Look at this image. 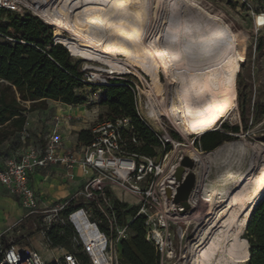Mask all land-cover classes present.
I'll list each match as a JSON object with an SVG mask.
<instances>
[{"label":"bare ground","instance_id":"obj_1","mask_svg":"<svg viewBox=\"0 0 264 264\" xmlns=\"http://www.w3.org/2000/svg\"><path fill=\"white\" fill-rule=\"evenodd\" d=\"M16 1L45 19H53L54 41L66 46L75 42L64 31L71 35L77 31L90 33L87 23L98 19L107 18L111 25L134 34L140 52L167 80V85L154 82L146 91L151 104L146 116L149 123L158 126L151 118L165 110L185 137H199L213 131L228 116L239 115L235 82L243 58L238 48L239 34L222 12L210 10L200 0ZM73 23H79L82 29ZM123 70L118 66L110 68L109 73L121 74ZM229 108L232 110L228 114ZM194 158L197 185L192 199L202 187V196L208 191L227 195V200L202 224L197 240L189 246L190 256L183 257L184 263L247 264L251 254L242 234L252 210L264 196V143L243 137L208 152L206 161ZM212 168L216 169L215 186L207 189L204 183ZM168 213L180 219L179 213ZM80 222L89 230L83 219Z\"/></svg>","mask_w":264,"mask_h":264},{"label":"rangeland","instance_id":"obj_2","mask_svg":"<svg viewBox=\"0 0 264 264\" xmlns=\"http://www.w3.org/2000/svg\"><path fill=\"white\" fill-rule=\"evenodd\" d=\"M200 1L201 3L203 2V4L210 10L219 13L222 12L225 21L236 33L239 34L238 48L243 56L235 75L238 100L237 112L239 114V119L238 116H228L227 119L222 120L213 131H222V125L239 126V134L228 133L232 137V141L241 140V138L245 137L254 142L264 143V120L254 123L252 122V119H250L249 129L247 131L243 130L239 102L240 85L238 80V76L242 74L244 75L246 70L250 67L252 71V81L250 82L253 91L252 100L261 99V101L264 102V54L257 55L255 52L256 44L261 38L264 39V28L259 27V23L263 22L260 15L264 12V3L261 0ZM21 5L25 8V10H23L21 6H18V10L21 12L24 11L23 15H35V17H39L43 22L50 25L51 36H47L46 41L53 42L55 32L53 19H45L41 15H38L31 9L27 8L25 5ZM13 13L20 15L17 12ZM136 13L139 16L141 15L140 12ZM91 23H97L96 25L102 27L106 34H97L92 31L90 28ZM73 24L78 29H82L79 23ZM87 26L91 31L90 33L77 31L75 35H71L68 31L63 32L65 36L74 40V45L66 46L65 43H60L69 50L73 56L74 62H80L82 69H87L88 75L94 73L100 78L113 79L118 82L131 83L134 85L140 113L143 117H146L151 110L150 99L146 94V91L150 90V87L154 82L159 83L162 81L164 85H167L165 75L162 71L160 72L158 68L152 65L148 58L140 52V47L134 34L126 32V30L116 25H111L109 19L107 18L94 20L87 23ZM118 66L124 68V70L121 71V74L109 73L110 68ZM76 93L86 97V105L76 107L71 106L72 108L70 109L66 104L48 100L46 105L29 113L27 128L30 131L31 138L26 142V144L22 145L18 152L15 153L14 151H7L5 148H0V163L2 162V158L11 157L14 154H23L29 147H41L44 144L45 137L49 132L46 126H40V119H51L58 113H60L61 116H63V113L65 112H69L73 115V118L69 120V124L73 125L75 128L72 130L66 129L67 133L70 132L67 138V146L70 147L69 150L74 149L80 151L81 148L79 145L76 148L72 145L78 141L77 133L83 129L93 130L99 125L108 123L109 121L107 119V108L100 105L104 96L103 90H100L98 86L95 85L86 86L85 88L78 90ZM155 98L157 105L163 110V104L160 103L157 97ZM231 110L232 108L228 109V114ZM164 111L165 110H163V114L161 116L155 115L154 118L164 125L167 132L172 134L175 140L183 143L175 149L174 155L178 157L182 153H191L200 157L203 161H206L207 152L201 150L198 146L193 145V141L200 139L201 136L185 137L175 125L171 116ZM100 115H102L103 118H100ZM64 117L66 119V116ZM65 119L61 120L62 125L68 123ZM151 125L159 128V126L154 124ZM63 130L65 131V127ZM82 174L86 176L83 172ZM215 179L216 169L212 168L208 179H206L207 181H205L206 183H204V188L208 189L210 187H214ZM58 181L59 184L56 192H52V186L47 188V196L51 200L45 205H41L42 209L50 210L67 201L74 200L76 204H82V207L87 211L91 220L95 219L96 210L92 205V201L87 197L85 192V185L88 178L78 179L67 183L62 182L60 179ZM55 183L56 182H54V184ZM107 189L110 191L113 198L117 199V195L120 193L119 190H115V192H113L109 185L107 186ZM4 191L5 196H9L14 199L7 189ZM255 196L256 195L254 194L252 199H254ZM226 200L227 195H212L211 192L208 191L205 192V196H202L201 187L199 195L190 201L191 209L185 214L180 212L182 209L181 206H177L175 204L172 206V213H179L180 219H174L170 216V214H168L169 218H166L167 225L165 228H162L163 236L165 240L168 241L163 256V264H185V259H183V257L187 255L190 256L189 246L197 240L196 238H198V233L202 229V224H204V222L211 217L215 210L223 206ZM251 201L252 200L248 201L247 204H250ZM19 206L22 208L21 204H19ZM25 214L26 212L24 211V216ZM24 216L17 227L13 228L11 231L7 232L5 236H3L2 240L4 245L11 246L20 243H27L33 249H44L46 244L41 234L43 227L41 216H32L28 222H26L28 218L25 219ZM15 219L18 220L17 218ZM6 224L10 225L11 222L9 223L6 221ZM10 227L8 226L5 231H7ZM244 232L242 234L243 237L245 234ZM58 254L59 253L56 251L52 252V258L56 257Z\"/></svg>","mask_w":264,"mask_h":264},{"label":"built area","instance_id":"obj_3","mask_svg":"<svg viewBox=\"0 0 264 264\" xmlns=\"http://www.w3.org/2000/svg\"><path fill=\"white\" fill-rule=\"evenodd\" d=\"M261 1L264 3V0ZM18 6L25 10L16 0H0V8L23 16L24 11H19ZM260 17L263 22L259 23V27L264 28V12ZM56 44L54 42V45ZM82 72L85 73L83 82L87 84L108 85L109 81L113 80L100 78L94 73L88 75L87 69H82ZM137 111L160 142L156 157H144L126 151L125 133L130 126V120L123 115L118 116L115 123H104L93 129L94 141L88 146L79 145L80 151L66 149L61 132V120L65 117L55 115L41 147H29L23 154L7 158L0 164V186L19 200L26 212L25 219L41 216L43 223L41 234L46 244L44 249L49 251L48 256H43L27 243L3 245V236L17 227L21 220L0 235V252L3 256L0 264H83L78 254L80 252L87 257L89 264H125L121 259L120 244L128 238L130 232L127 226H118L112 203L113 196L107 189L108 185L113 192L119 190L120 193L117 195L119 201L138 208L137 217L145 216L146 240L155 247L160 255V264H163L168 241L163 236L162 228L166 227L168 211L172 212L174 206L167 198L166 191L167 189L171 191L172 198L176 195L180 185L174 178L176 168L185 156L193 160L195 158L191 153H182L176 157L175 149L179 147L177 145L183 143L175 140L154 117L151 119L159 128L151 125L147 117L141 115L138 100ZM65 116L67 122L73 118L71 115ZM30 137V131L25 130L23 139ZM132 140L136 143L135 138ZM52 166L65 168L70 178H73L72 173L76 169L86 174L88 178L85 185L86 195L92 201L95 210L107 221L109 234L100 229L97 221L91 220L84 208L76 209L64 216L63 211L67 209L71 200L50 210L42 209L41 205L46 203L38 196L31 179L39 170ZM81 219L89 225V230L81 226ZM249 220L250 218L245 231ZM64 225L71 226L75 232L72 240L76 250L74 253L65 248L52 247L47 238V232L51 228ZM60 250L62 254L52 258V252Z\"/></svg>","mask_w":264,"mask_h":264},{"label":"trees","instance_id":"obj_4","mask_svg":"<svg viewBox=\"0 0 264 264\" xmlns=\"http://www.w3.org/2000/svg\"><path fill=\"white\" fill-rule=\"evenodd\" d=\"M96 24H90L92 31L105 35L103 28ZM49 26L31 14L21 16L0 8V148L7 151L18 152L31 138L23 139V133L28 130L29 113L46 105L48 100L68 106H84L87 104L86 97L76 92L86 86H95L83 82L85 73L82 72L81 63L73 61V56L66 47L54 39L53 42L46 41V37L51 36ZM54 42L57 44L54 45ZM255 52L257 55L264 54L263 38L256 44ZM238 80L241 119L243 130L247 131L250 119L254 123L264 120V102L261 99L252 100L250 67L244 75L238 76ZM97 86L104 91L100 105L107 108L108 121L115 123L120 115L130 120L125 133L126 151L139 156L156 157L160 142L137 111L134 85L110 80L108 85ZM100 118L103 116L100 115ZM222 128V131L202 135L195 140V145L208 153L232 141L228 133H240L239 126L222 125ZM94 139L95 134L91 129H83L77 133L79 145L88 146ZM6 159L4 157L1 161ZM112 203L118 226H127L130 232L128 238L120 244L122 262L160 264V255L146 240L145 216L137 217V207L129 206L116 198L112 197ZM79 208H83L82 204L78 205L71 200L63 215L67 216ZM93 220L99 223L103 232L109 234L104 216L96 211V218ZM74 235L75 232L69 225L54 227L47 232L52 247L65 248L73 253L76 251L72 241ZM244 237L249 242L251 254L248 264H264V198L253 210ZM78 254L83 264H89L83 253ZM2 257L0 252V262Z\"/></svg>","mask_w":264,"mask_h":264},{"label":"crops","instance_id":"obj_5","mask_svg":"<svg viewBox=\"0 0 264 264\" xmlns=\"http://www.w3.org/2000/svg\"><path fill=\"white\" fill-rule=\"evenodd\" d=\"M68 108H72L71 106H67ZM56 115H60V113L56 114ZM65 115H71L69 112H65L63 113V116ZM73 117V115H71ZM52 119L53 118H41L40 119V126H46L47 130L49 132V129L51 128L52 125ZM65 127V131L63 130V128ZM75 127H73V125H70L69 122L67 124L62 125V135H63V139H64V146L66 149H69L70 147L67 146V138H68V134L66 129H74ZM29 130V129H28ZM64 131V132H63ZM77 141V140H76ZM73 146H75L74 148H76L79 144L78 141L77 143H73ZM73 178H70V174L68 173V171L61 167V166H52L49 167L47 169H42L39 170L31 179L32 182V186L35 189V191L37 192L38 196L42 199L43 202L48 203L51 199L47 196V188H49L50 186L53 187V191L52 192H56L57 188H58V184H59V179L62 180V182L67 183V182H71V181H76V180H80V179H84L87 178V176H84L81 172L80 169H76L73 173ZM54 182H56L54 184ZM4 190H6L4 187L0 186V235L2 233H4V231L6 230V228H8V226H12L15 223L21 221L23 219L24 216V209L20 208L19 204V200L15 197L14 199L9 197V196H5L4 195ZM15 218H17L18 220H16ZM31 219L28 218V220L26 222H28ZM7 222H11L10 225L6 224ZM37 251H39L43 256H48L49 255V251L45 250V249H35ZM57 253H59L58 255L62 254V251H56Z\"/></svg>","mask_w":264,"mask_h":264},{"label":"water","instance_id":"obj_6","mask_svg":"<svg viewBox=\"0 0 264 264\" xmlns=\"http://www.w3.org/2000/svg\"><path fill=\"white\" fill-rule=\"evenodd\" d=\"M195 167V160H193L189 156H185L180 162L179 166L176 168L174 174L176 182L180 184L176 190V195L172 198L171 191L169 189H167L166 191L167 198L171 200L175 205L181 206L182 209L180 210V212L182 214H185L191 209L190 200L197 185ZM256 206L254 207V209L256 208Z\"/></svg>","mask_w":264,"mask_h":264}]
</instances>
